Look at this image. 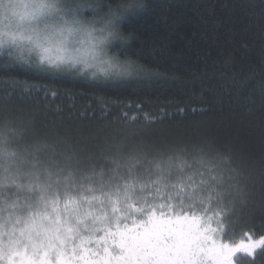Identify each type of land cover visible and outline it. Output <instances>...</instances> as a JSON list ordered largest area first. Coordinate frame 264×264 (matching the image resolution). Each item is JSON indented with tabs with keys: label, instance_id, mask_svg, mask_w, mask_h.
Returning a JSON list of instances; mask_svg holds the SVG:
<instances>
[{
	"label": "trees",
	"instance_id": "16d2710c",
	"mask_svg": "<svg viewBox=\"0 0 264 264\" xmlns=\"http://www.w3.org/2000/svg\"><path fill=\"white\" fill-rule=\"evenodd\" d=\"M124 30L132 41L122 54L137 62L136 75L93 80L65 71L0 67V116H22L38 135L89 154L119 140L196 168L200 148L230 152L248 196L223 221L222 239L264 237V3L147 0L146 11L130 18ZM6 60L0 57V65ZM146 195V204L138 200L145 211L179 202L167 190ZM209 207L205 201L193 210L212 216L216 209ZM252 259L241 254L233 264ZM254 261L264 264V248Z\"/></svg>",
	"mask_w": 264,
	"mask_h": 264
},
{
	"label": "snow or ice",
	"instance_id": "6c2138e0",
	"mask_svg": "<svg viewBox=\"0 0 264 264\" xmlns=\"http://www.w3.org/2000/svg\"><path fill=\"white\" fill-rule=\"evenodd\" d=\"M17 65L26 66L6 60L0 67L9 70ZM198 151L196 168L180 157L168 159V168L190 169L181 185L192 188L188 193L190 202L186 204L182 198L179 208L162 203L159 210L153 205L145 211V205L138 206L134 198V185L125 182L121 192L115 169L116 174L107 182L103 169L82 175L79 183L75 177L67 183L69 177H65L63 193L58 190L54 198H46L50 185L36 183L40 192L36 206L24 201L22 212L17 203L20 196L9 203L0 195V260L5 264H73L77 258L83 264H233L242 254L252 257L250 264H255L257 249L264 248V237L257 241L241 239L238 243L222 239L227 235L223 221L232 215L237 200L245 201L248 196L241 168L234 166L230 152L221 153L211 145ZM137 161L132 158L125 164L130 176ZM114 163L119 169V163ZM93 176L98 178L101 189L115 182V192L89 195L97 192L96 187L88 186L94 185ZM261 176L264 177V162ZM10 183L18 189L24 187L15 179ZM27 187L32 191L31 184ZM205 201L210 205L208 211L216 209L212 216L207 212L198 215L193 210L197 205L203 208ZM216 217L222 220L218 219L213 227ZM91 245L96 246L95 251L88 247Z\"/></svg>",
	"mask_w": 264,
	"mask_h": 264
},
{
	"label": "clouds",
	"instance_id": "9594fccd",
	"mask_svg": "<svg viewBox=\"0 0 264 264\" xmlns=\"http://www.w3.org/2000/svg\"><path fill=\"white\" fill-rule=\"evenodd\" d=\"M146 8L147 0H0V57L93 80L131 78L139 68L133 58L122 54L132 41L124 25ZM132 158L138 161L130 176L125 164ZM168 159L167 153H153L119 140L101 146L96 153H85L38 135L22 116H0V195L8 201L23 196L35 207L40 195L36 183L50 185L46 198H54L58 190L63 193L65 177H69L67 183L72 177L79 183L82 175L103 169L107 182L115 169L122 193L125 182L134 185L137 200L147 199L150 192L155 198L167 190L173 201H179L175 203L179 208L182 198L190 202V186L181 188L190 169L168 168ZM12 179L24 187L18 189L10 183ZM92 180L100 195L115 192V182L101 189L98 178Z\"/></svg>",
	"mask_w": 264,
	"mask_h": 264
},
{
	"label": "rangeland",
	"instance_id": "374dc122",
	"mask_svg": "<svg viewBox=\"0 0 264 264\" xmlns=\"http://www.w3.org/2000/svg\"><path fill=\"white\" fill-rule=\"evenodd\" d=\"M198 215H200V214H198ZM250 238H246V239H244L245 241H248ZM252 240V239H251ZM252 241H254V240H252ZM73 264H83V262L82 261H80L78 258L76 259V260H74L73 261Z\"/></svg>",
	"mask_w": 264,
	"mask_h": 264
}]
</instances>
